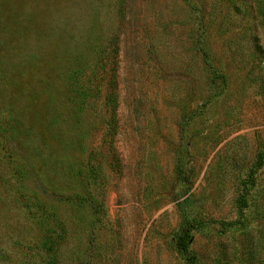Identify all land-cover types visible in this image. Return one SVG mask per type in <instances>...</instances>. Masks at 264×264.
Listing matches in <instances>:
<instances>
[{"label":"rangeland","instance_id":"rangeland-1","mask_svg":"<svg viewBox=\"0 0 264 264\" xmlns=\"http://www.w3.org/2000/svg\"><path fill=\"white\" fill-rule=\"evenodd\" d=\"M183 218L264 264V0H0V264H189Z\"/></svg>","mask_w":264,"mask_h":264},{"label":"trees","instance_id":"trees-1","mask_svg":"<svg viewBox=\"0 0 264 264\" xmlns=\"http://www.w3.org/2000/svg\"><path fill=\"white\" fill-rule=\"evenodd\" d=\"M113 77V74L111 75ZM109 93L107 95V101L109 103V107L111 110L109 123H108V129H111L110 132L111 136H114L116 133V121H115V111L117 108V95L115 92V83L114 79H111L108 83ZM111 145V142H110ZM261 163H259L260 165ZM259 165H256L250 171L247 173L245 178L241 181V187H240V194H239V209L242 210L246 206V197L249 192V186L253 185V174L254 169L256 167H259ZM76 197H73V195L70 196L69 202L78 206H82L86 202L91 203V209L93 210L94 214L99 213V209H97L98 203L96 202L94 198V194L90 189H86L85 186V194L81 195H74ZM68 200V199H67ZM201 223L199 220L196 219H187L183 218L182 222L180 223L178 233L176 235V249L177 252L182 256L183 259H185L189 264H198L196 261V256L190 249V244L193 240V231H196L198 228H200ZM48 240L46 243L50 246H53L55 243L54 238H52L51 235L47 238Z\"/></svg>","mask_w":264,"mask_h":264}]
</instances>
